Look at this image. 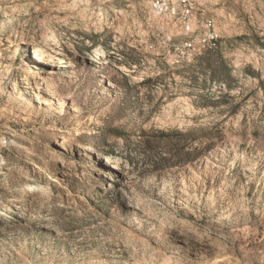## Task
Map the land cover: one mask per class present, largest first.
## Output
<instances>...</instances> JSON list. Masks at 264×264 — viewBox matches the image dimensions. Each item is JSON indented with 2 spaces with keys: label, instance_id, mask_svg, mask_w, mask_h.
<instances>
[{
  "label": "rangeland",
  "instance_id": "rangeland-1",
  "mask_svg": "<svg viewBox=\"0 0 264 264\" xmlns=\"http://www.w3.org/2000/svg\"><path fill=\"white\" fill-rule=\"evenodd\" d=\"M10 1L0 264H264V0H200L197 57L148 0Z\"/></svg>",
  "mask_w": 264,
  "mask_h": 264
},
{
  "label": "built area",
  "instance_id": "built-area-1",
  "mask_svg": "<svg viewBox=\"0 0 264 264\" xmlns=\"http://www.w3.org/2000/svg\"><path fill=\"white\" fill-rule=\"evenodd\" d=\"M148 1L155 15L168 19L184 33V42L179 46L184 53L197 57L218 48L219 35L215 20L201 9L200 0Z\"/></svg>",
  "mask_w": 264,
  "mask_h": 264
},
{
  "label": "bare ground",
  "instance_id": "bare-ground-1",
  "mask_svg": "<svg viewBox=\"0 0 264 264\" xmlns=\"http://www.w3.org/2000/svg\"><path fill=\"white\" fill-rule=\"evenodd\" d=\"M11 2H13L12 0L9 2V4H11ZM25 50L27 51V49L25 48ZM60 146L61 147V144L58 143L57 144V147ZM116 163V160L115 159H112L111 157H108L107 160H106V164L105 166L108 167V168H111L114 166V164Z\"/></svg>",
  "mask_w": 264,
  "mask_h": 264
}]
</instances>
